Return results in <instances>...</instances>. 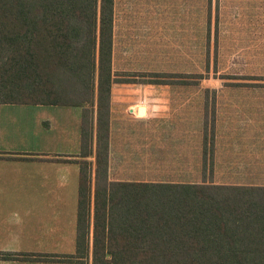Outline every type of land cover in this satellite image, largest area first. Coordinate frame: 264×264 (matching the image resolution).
Returning <instances> with one entry per match:
<instances>
[{
    "label": "crops",
    "instance_id": "crops-1",
    "mask_svg": "<svg viewBox=\"0 0 264 264\" xmlns=\"http://www.w3.org/2000/svg\"><path fill=\"white\" fill-rule=\"evenodd\" d=\"M119 5L113 0L112 70L116 80L110 91L106 176H96V101L80 107L0 103V264L136 263L138 245L148 244L152 227L138 222L137 206L132 205L136 193L130 186L128 190L127 184L203 181L202 154L193 156V162H197L193 163L195 177H183L185 135L195 130L175 124H113L116 115L148 121L168 118L186 108L177 104L180 96L156 94L144 98L147 96H142L143 92L154 90V82L118 80L115 53L119 52V37L125 36L123 31L118 32ZM176 82L169 80L166 84ZM229 98L234 97L218 95L213 99L217 116L210 130V172L204 181H264V96H242L237 101L242 104H220ZM141 106L144 113L139 114ZM28 131L29 139L25 135ZM7 134L14 135L12 140L5 138ZM139 142L144 144L143 150L138 149ZM139 158L146 159L144 172H119L125 166L137 168ZM84 161L89 190L80 202ZM167 165L173 172L170 169V173L156 174ZM97 185L101 188L98 191Z\"/></svg>",
    "mask_w": 264,
    "mask_h": 264
},
{
    "label": "trees",
    "instance_id": "trees-1",
    "mask_svg": "<svg viewBox=\"0 0 264 264\" xmlns=\"http://www.w3.org/2000/svg\"><path fill=\"white\" fill-rule=\"evenodd\" d=\"M112 31L113 0H0V103L80 107L96 101L97 177L107 173L116 80ZM212 138L205 128L203 174L210 172ZM82 164L80 202L89 190ZM129 186L138 222L152 227L132 264H264V186L204 180Z\"/></svg>",
    "mask_w": 264,
    "mask_h": 264
},
{
    "label": "rangeland",
    "instance_id": "rangeland-1",
    "mask_svg": "<svg viewBox=\"0 0 264 264\" xmlns=\"http://www.w3.org/2000/svg\"><path fill=\"white\" fill-rule=\"evenodd\" d=\"M118 1V32L125 35L119 37V52L115 53L114 71L118 80L149 83L162 79L163 82H154L153 91L148 88L142 96L149 99L156 94L180 96L177 104L186 108L168 118L154 117L148 121L116 115L113 124L154 127L175 124L187 131L195 130L196 133L185 135L183 176L194 178L193 163L197 162H193V156L202 154L200 138L203 142V131L214 128L217 116L213 99L218 95L234 97L220 104L236 105L242 104L237 102L242 96H264V0ZM157 73L167 76H155ZM169 80L177 82L166 84ZM25 135L29 139V131ZM13 136L7 134L5 138L12 140ZM138 149L143 150L144 144L139 142ZM208 155L206 152V160ZM145 167L146 159L139 158L138 169L125 166L119 172L140 174ZM171 167H161L156 174L170 173ZM170 177L177 178L171 174ZM206 178L203 175L202 179ZM227 184L264 185V181Z\"/></svg>",
    "mask_w": 264,
    "mask_h": 264
},
{
    "label": "water",
    "instance_id": "water-1",
    "mask_svg": "<svg viewBox=\"0 0 264 264\" xmlns=\"http://www.w3.org/2000/svg\"><path fill=\"white\" fill-rule=\"evenodd\" d=\"M139 114H141V113H144V107L143 106H141L140 108H139Z\"/></svg>",
    "mask_w": 264,
    "mask_h": 264
}]
</instances>
